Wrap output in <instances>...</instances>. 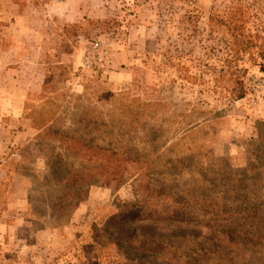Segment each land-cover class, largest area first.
Masks as SVG:
<instances>
[{
	"label": "rangeland",
	"instance_id": "obj_1",
	"mask_svg": "<svg viewBox=\"0 0 264 264\" xmlns=\"http://www.w3.org/2000/svg\"><path fill=\"white\" fill-rule=\"evenodd\" d=\"M227 27L262 41L264 0H0V264H146L119 252L108 224L141 199L166 218L140 226L141 235L182 236L173 239L182 252L207 243L215 210L197 194L218 188L219 168L247 166L264 121V70L254 57L233 60ZM231 73L244 81V99L231 97ZM48 128L148 163L129 167L135 176L120 187L92 186L55 228L48 216L65 193L47 182L49 168L77 170L83 160L58 136L38 140ZM174 215L196 217L180 224Z\"/></svg>",
	"mask_w": 264,
	"mask_h": 264
},
{
	"label": "trees",
	"instance_id": "obj_2",
	"mask_svg": "<svg viewBox=\"0 0 264 264\" xmlns=\"http://www.w3.org/2000/svg\"><path fill=\"white\" fill-rule=\"evenodd\" d=\"M227 29L233 37L230 45L233 60L244 62L246 57H254L251 60L264 70V39L257 41L246 37L240 40V34L238 35L235 29ZM230 75L232 79H236L233 81L235 87L230 91L231 97L236 100L244 99L247 95L244 81L234 73ZM52 135L59 137V141L68 149L70 157L83 160L78 171L73 164L66 162H63L60 172L55 173L54 167L49 168L47 182L54 183L55 189L57 187L65 193L59 202L51 207L52 213L48 216L54 222L55 228L70 222L72 214L79 204L86 200L92 186L120 187L135 176L129 173V167L148 163L144 154L133 150H116L111 144L88 136H69L66 133L57 135L52 128L40 134L38 140L49 141ZM263 144L264 121L257 127V139L249 146L253 153L246 151V154L254 159L253 162L247 156L248 164L244 169L219 168L213 178V184L218 185V188L215 187L209 195H205V191L197 194L199 201L210 199V205L215 210L210 222L217 228L211 230L209 237L204 238L206 244L197 243L194 249L182 252L181 247L173 242V239H184L182 236L148 238L141 235L140 226L158 225L166 221L160 214L162 210L159 204L151 205L148 199H141L125 203L118 214L108 221L117 237L119 252L128 259L132 257V260L147 261L146 264H208L211 261L215 264H225L237 259L245 260L244 264H264ZM154 167L160 169L156 163ZM149 187L158 192L163 186L152 182ZM170 187L173 192L179 191V187L174 183ZM176 198V204L182 205L178 210L182 211L186 204L179 202V196L176 195ZM176 198L173 197V200ZM46 217L42 215V219ZM194 217L196 216L180 218L174 215L169 219L175 223L191 224V221H195ZM147 241H150V244H146ZM167 251L169 260L163 258Z\"/></svg>",
	"mask_w": 264,
	"mask_h": 264
},
{
	"label": "built area",
	"instance_id": "obj_3",
	"mask_svg": "<svg viewBox=\"0 0 264 264\" xmlns=\"http://www.w3.org/2000/svg\"><path fill=\"white\" fill-rule=\"evenodd\" d=\"M93 51L91 52V54H96L97 51H98V45H95L93 46ZM95 58L91 55L87 56L85 58V61H84V64L82 66V71L84 72L85 70L89 69L91 66H92V61L94 60ZM100 60V58H98ZM97 59V60H98Z\"/></svg>",
	"mask_w": 264,
	"mask_h": 264
},
{
	"label": "crops",
	"instance_id": "obj_4",
	"mask_svg": "<svg viewBox=\"0 0 264 264\" xmlns=\"http://www.w3.org/2000/svg\"><path fill=\"white\" fill-rule=\"evenodd\" d=\"M62 5H64V3H62ZM85 210H88V207H86L85 206V208L82 210V207L81 208H79L78 210H77V216H78V213H83V212H85ZM83 211V212H82ZM89 212V211H88ZM79 215H81V214H79Z\"/></svg>",
	"mask_w": 264,
	"mask_h": 264
}]
</instances>
